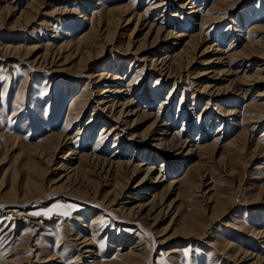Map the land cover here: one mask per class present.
<instances>
[{
	"label": "rangeland",
	"instance_id": "obj_1",
	"mask_svg": "<svg viewBox=\"0 0 264 264\" xmlns=\"http://www.w3.org/2000/svg\"><path fill=\"white\" fill-rule=\"evenodd\" d=\"M87 1L9 0L7 2L15 7V10L7 17L5 0H0V97L2 88H7L5 96L2 100L0 98V264H91V260L87 258L89 255L86 256L81 247L76 245L75 239L79 232L82 236H87L88 239L90 236H94L96 247L91 249L98 253L99 261L104 262L103 264L119 262L118 258L123 257V254L128 257V252L136 251H130V248L135 244L138 245V240H142L139 248H143L141 251L145 253L144 256L148 257V254L153 251L151 252L153 264H253L256 260L248 255L244 261L240 257L233 261L231 257L238 251L241 254L242 252L253 253V256H259L263 260L258 264H264V238H259L253 233L264 232V119L255 129L253 143L250 142L251 149L245 155L233 156L231 159L228 152L223 149L231 139L238 137L240 132L247 127V121H242L244 115H253V117L264 115V106L259 110L248 111L250 105L261 104V100L264 99L259 97L264 95V71L257 73L261 67L264 69V58L255 57L250 63H246L244 68H239L236 64L231 65L233 72L238 70L241 72L237 76L228 75L227 78L220 76L222 80L230 78V81L225 79L224 84H219L221 87H229L222 92L223 97H220L222 98L220 101L203 94L201 99L193 100V102L196 101L194 109L191 104L193 92L197 89L192 83H196L195 86H204L203 83L199 84V80L195 79L201 72H209L207 70L213 69L205 68L203 61L217 58L213 54L206 58L200 57L209 45L212 43L219 45L218 40L224 38L219 48L227 51L228 47L234 43L236 45L234 50L228 51L227 54L241 56L244 51H251L250 41H264V34L261 35L258 33V29L256 30V26H264V0H193L192 3L194 1L197 3L195 6L202 8L195 19H191L187 15L188 10L181 13L177 8L169 7L171 15L168 16L169 20L175 19L172 16L176 11L184 19L182 24L184 27L182 25L181 27L173 26L175 32L186 35L202 32L207 37V42L197 48L198 56H196L195 64L190 67L182 64L181 69L173 65L174 71L182 70V80L171 78L169 82L166 81V78L163 79L156 70L150 68V63L140 62L141 59L147 58L150 52L143 51L135 54L133 50L127 53L133 37L138 38L141 42L150 28L149 25L156 22L155 19L160 18L158 15L161 12L158 10L146 14L149 3L157 0H102L108 7L115 5L130 7L136 17L128 23L129 25L121 22L122 27L126 25L125 29H118L116 36H110L111 39L106 38L94 42L95 45L89 47L94 61L89 64L86 62L81 69L96 71L103 66L101 70L106 71L109 74L108 77H111L119 71L116 68L117 65L113 63L118 64L124 61V71L121 73L125 74L126 84L136 80L138 82L136 84L140 85L137 86V88L139 87L137 93H141V88L146 86V95L153 96L150 111L156 113L160 108V103L165 102L168 95H172L171 101L174 102V109L169 118L172 119L171 122H176L173 130L175 133L181 132L185 125L188 116L186 115L187 110L191 108L192 112H189L195 113L198 117L210 101L208 115L204 116V121L200 123L204 129L208 130V134L204 133L206 136L203 135L202 138H205V144H212L215 138L220 137L217 141L220 145L219 150L214 159L225 154V161H227L224 171L215 169L214 165L208 164L206 174H200L204 176L201 180L194 171L189 170V164L197 163L195 154L199 150L195 146L192 147L191 144L200 141L199 137L202 135L199 130V120H195L198 126L191 131L192 143L189 147V149H194L193 156L188 158L187 162H181L182 157L188 151L186 150L183 156L179 157L181 158L179 162V158L173 162L176 165L180 164V168L178 167L176 173L165 178L171 182L174 177L181 182L165 200L164 206L166 207L173 202L169 211L170 216H163L157 220H154L153 216L145 218L143 215L140 217L145 222L144 228L155 234L156 242L165 241L162 245L158 243L152 245L151 238L132 231L134 224L125 226V223L118 222L123 218L122 210L126 211L130 204L149 200L148 197L132 196L136 195L134 189L144 177V171L131 177L127 176V178L123 174L117 177V181L126 185V189L120 196H116L111 186L103 184V177L99 175L96 177L90 175L91 177L86 178L80 175V180H91L86 188L70 185L66 186L68 189L65 187L66 190L61 191L57 186L63 182L59 183L57 180L60 175H63V172L59 170V165L65 161H60V157H63L67 150L59 151L48 167L44 163L37 165L29 151L33 147L40 146L44 139L53 133L62 132L72 139L79 128H84V132L76 136L77 138H73L76 141L75 150L77 153L70 158L75 159L73 162L75 161L76 164L85 168L86 162L83 158L85 154L99 155L100 153L103 157L110 159L115 153V139L111 138L108 143H103L102 138L106 135H101L104 127L108 129L115 125L105 116L108 112L101 113L98 118V108L95 111V118L93 117L96 120L95 124L92 123L86 127L92 119L94 109H96L95 104L91 105L90 103L86 108L81 122L73 121L68 127L64 126L65 117L69 113L67 107L73 99V94L77 91L80 92L83 87L86 88L85 85L88 82L86 77L74 80L79 87L70 95L64 89V86L71 85L72 74L79 67L80 56L83 57L82 53L75 54L74 49V51L71 50L72 53L70 51L61 54L53 64L49 61L41 66L39 64L32 66L31 63L44 53L47 46L38 47L37 51L30 55H27L25 51L27 47L34 48L41 43L49 44V48L53 50L55 45L59 46L65 41L73 42L74 40L73 44H77V41L82 40L86 31L98 23L96 18L93 19L92 13L94 10L97 12L100 9L98 4L101 2V0ZM81 4L86 6L85 9L80 7ZM22 10L26 11L27 16H19ZM83 15L85 18L87 17L84 18L85 21L80 17ZM131 15L125 18L129 19ZM138 15H145V19L140 20L139 32L135 34L136 37H129L136 26ZM90 17L91 21H89ZM102 21L105 22L106 19L103 18ZM208 21H212V24L205 27V23ZM232 22H235L236 25H233ZM229 27L232 28L228 30L230 31L227 35L228 38H225L222 33L226 32ZM154 37L152 36L151 40ZM188 39L187 36L184 37L183 43ZM5 44H10V47L23 45V48L20 54L15 55L3 51ZM175 49L177 48L170 47V51H175ZM174 51L171 55L178 52ZM227 69V66L223 67L222 65L218 71ZM244 73L257 77V84L245 94L236 91V86L242 81ZM210 76H213V73L209 74L208 78ZM258 77L260 78L258 79ZM232 79H235L234 86H230L233 83ZM22 82L25 85L23 87L25 88L24 95L20 100L22 105L20 110L15 113V119L10 121V116L17 109L14 108V102ZM102 88H105V85L100 89ZM173 90L174 92L171 94ZM49 105H52V108H49ZM182 105L184 106L182 107ZM216 107L217 110H215ZM117 109L120 110L119 107ZM180 109H182L181 113H178ZM223 109L236 110L238 115L232 117L230 123L225 124L224 122L225 125L221 126L223 120L221 111ZM151 123L150 120L144 123L138 122L134 128L130 127L132 122L129 125L122 124L119 126L118 133L122 136L125 145L130 147L132 143L130 138L136 134L139 137L147 136L150 133ZM129 128L133 129L129 130ZM15 143L16 146H14ZM101 144L102 146L104 144V147L107 146L105 152L99 150L102 147ZM231 150L229 149V151ZM126 155V159H131L134 157V151L128 149ZM162 158L156 160L153 157L149 159L150 162L145 161V163L157 162L156 167L160 168L164 163ZM186 177L189 178L190 186L201 181L200 188L197 190V188L190 187V189L189 185L183 183L184 179H187ZM150 180L146 181L147 185L151 182ZM169 181H164L159 189L160 192L168 189ZM56 190L60 192L57 194ZM51 192H55V194L48 197ZM179 193L181 194L180 198L177 197ZM70 194H78L83 200L96 202L104 207L107 205L115 217L112 218L108 215L101 217V223L95 227L96 230L91 232L88 228L91 226L92 219L99 214L96 213L93 206L84 207L81 202L65 197ZM202 194H206L208 198L211 197L209 204L204 203L205 201L200 197ZM131 197H138L139 201H133ZM41 199L43 200L40 202ZM5 204L6 206H3ZM56 205L62 207L55 208ZM48 209H54L50 215H32L34 212H45ZM61 212H68L69 215H61ZM174 215L175 218L171 221ZM86 226L87 229L84 228ZM188 229L192 230L193 234L184 237L182 233L188 232ZM228 244L231 246L229 252L224 250ZM174 248H180L183 252L175 255L177 257L172 259L171 254L168 255V253ZM185 251L188 252L187 255H185ZM53 256L54 259H51ZM124 262L120 264H130L127 261ZM138 263L149 264V261L139 260Z\"/></svg>",
	"mask_w": 264,
	"mask_h": 264
},
{
	"label": "bare ground",
	"instance_id": "obj_2",
	"mask_svg": "<svg viewBox=\"0 0 264 264\" xmlns=\"http://www.w3.org/2000/svg\"><path fill=\"white\" fill-rule=\"evenodd\" d=\"M7 1L9 0H5L6 7L5 6L3 7L7 9V17H9L12 14V12L15 10V7L11 6V4L9 5ZM157 1L149 3V6L147 7V10H146V14L147 12H155L156 10H158L159 12L162 13L158 15L160 16V18L155 19L156 22L149 25L150 28L148 29V32L145 34V37L141 42L138 38L133 37L132 42H130L129 44L130 48L127 47L128 48L127 53L133 50L135 54H138L137 52H143V51L150 52L148 57L145 59H141L140 62H146L148 64L150 63L149 65L150 68L156 70L161 75V77H163V79L166 78L167 82H169L171 78H177L180 81L182 80V77H181L182 70H180L182 68L181 65L186 64L187 67H190L191 65L196 63L195 59H196V56H198L197 48H199V46L207 42V37L202 32H195V33H190L187 35L181 32H175L174 28L181 27V25L184 23L183 22L184 19H182L180 14L178 15L177 13L178 11H180L181 13H184L185 10H188L189 13H187V15L191 17V19H195L196 15L201 12L202 8L199 6H195L196 2L194 1V3H192L193 0H160V1L157 0ZM82 5L83 4H81L80 7H82V9H85L84 7L86 6H82ZM98 5L100 6V9H98L97 12H95L94 10L92 13L93 19L96 18L98 23L96 24L95 27L93 26L91 29L89 28V31H86L87 33H85L83 39L80 41H77V44H73L74 40L73 42L65 41L59 46L55 45L54 47L55 49L52 50V48H49V44L43 45V43H41L40 45H37V47H34V48L27 47L25 51L27 55H30L34 51H37L38 47L47 46L44 49V53L38 56L37 59L31 63L32 66H35L37 64L41 66L46 63H49V61H51V64H53V62H55V59L59 57L61 54L69 53L71 50L74 51V49H75L74 51L75 54L82 53L83 57L80 56L81 58L79 60V65H78L79 67L77 71L74 74H72V81H70L71 85L64 86L65 87L64 89L66 90V93L70 95L71 92L76 91L79 87L77 84H75L74 80L79 79L81 77H86L88 78V82L85 85L86 88L83 87L80 92L77 91L76 93L73 94V97H72L73 99L71 100L70 105L67 107V109L69 110V113L65 117L66 120L64 122V126L68 127L69 125H71L73 121L81 122L80 120L82 119V115L85 113L86 108L90 105V103L91 105L95 104L96 109H94V114L92 116V119H90L86 127H89V125H91L92 123L96 121L94 119L95 118L94 116L96 115L95 111L98 108H99L98 110L99 114L97 115L98 118H100L101 113L108 112L107 114H105V116L108 117V119H110V121L114 123L115 125L114 126L112 125L108 129L104 127L101 132L102 133L101 135L103 134L106 135L102 138L103 143H108V141L111 138L115 139L114 140L115 141L114 143L115 153L110 159L103 157L100 153L99 155L85 154L83 156L86 162L85 168L80 166V164H76L75 161L73 162V160L75 159L74 158L70 159V158L72 156H75V154H77L75 150L76 141L73 138H77L76 136L84 132V128H79L75 133L76 135L72 136V139H69L68 135H65L62 132L55 133V134L53 133L47 138H45L43 143L40 144V146L33 147L29 151L31 152L32 157L35 159L37 165H39L40 163L41 164L44 163L48 167L52 163V160L56 158V155L59 151H62L63 149L67 150L64 156L60 157V161L64 160L65 163L60 164L59 165L60 169L58 168L61 172H63V175H60L57 180V182L59 183L61 181L63 182L57 186L58 189H61V191H64V189L66 190V188L70 185L73 187H78V188L79 187L86 188V186L89 185L91 180H88V181L80 180V175L83 178L84 177L86 178L90 175H93L94 177L99 175L103 177V180H102L104 182L103 184L111 186L116 196L118 195L120 196L121 193L126 189V185H124L123 182L121 181L120 182L117 181V177L120 176V174H123L125 178H127V176L131 177L135 175L136 173L138 174L139 172L144 171L145 173L144 177L141 179L139 183H137L136 188L134 189L136 190L135 191L136 195H132V196L138 195L143 198L148 197L149 200L146 202H140V203L134 202L130 204L128 208H126L127 209L126 211L124 209L122 210L123 218H121V221H118V222H120L121 224L125 223V226L134 224L132 226V228L134 227L132 231L148 236L149 238H151L152 245H154L158 243L156 242V236L155 234H152L151 232H149L148 230L144 228L145 222L143 221V219H140V217L141 216L143 217V215L145 216V218L149 216L151 217L153 216L154 220H157L158 218L159 219L163 218V216H166V217L170 216L169 211L171 210L170 208L173 202L169 203V206L166 207L164 206L165 200L167 199L169 194H171L174 191L175 187H178L181 182L174 177L171 182L165 178L170 177L173 173H176V171L180 168L181 166L180 164L176 165L173 162L177 160V158H179L180 156H183L186 150H188L187 153L182 157V160L181 158H179L178 162L179 160H181V162L182 161L187 162L188 158L193 156L194 149L192 148L189 149L190 144L192 143L191 131L197 128L198 124L200 126L199 127L200 128L199 130L201 131L200 133H202V135L199 137V139L201 140L197 142H193V144H191L192 147L195 146L197 150L199 149L198 150L199 152L198 151L197 153L195 152L196 153L195 155L197 156V163L189 164V168H190L189 170L194 171L195 174L199 176L198 178H200L201 180L204 176L203 175L201 176L200 174L201 173L202 174L204 173V175L206 174L208 164L214 165L215 169H220V170L223 169L224 171L225 166L227 165V161H225V154L218 159L216 158L214 159L217 151L219 150L218 147L220 145H218L217 141H218V138L220 137L215 138L212 144H205L206 143L204 141L205 138H202V136L205 135L204 133H206L208 130L207 128L204 129L203 126L200 125V123L204 121V116L208 115V112H209L208 110H210L208 104H210V101H208L207 106L204 109H202V111L200 112L201 115L198 117H196L197 115L195 113L194 114L191 113L192 112L191 108L187 110L186 115L188 116H187V120L185 121V125L182 127L181 132L175 133L173 130L175 128L174 126L176 125V122L175 123L171 122L172 119L169 118L170 115L172 116L173 109H174V102L171 101L172 95H168L167 100L165 102L160 103V108L156 113L150 111V108H152L151 98L153 96L146 95L147 93V90L145 88L146 86L144 88H141L142 90L141 93H137L138 92L137 89H139V87L137 88V86L139 84H136L138 83L136 80H133L126 84L125 82L126 80L124 77L125 74L121 73L122 71H124L123 69L124 61L118 64H115V62L113 63L114 65H117L116 68L119 71L117 70L118 72L116 73V75H112L111 77H108L109 74H107L106 71L101 70L103 66L101 67V69L99 68L100 70H96V71L88 70V69L87 70L81 69V67H83V65L86 62H88L89 64L94 61L92 59L93 54H91V51H89V47L91 45H95L94 42H97V41L99 42L101 39L103 40L106 38L111 39L112 38L110 37L111 35L116 36L118 29L124 30L125 26L129 25L128 23L136 17V14L132 13L130 7H127L125 5H115L114 7L112 6L108 7L106 6V2L102 0L101 2H99ZM169 7L177 8L178 11H176V13H174L172 16L175 19L169 20L168 16H171L169 12ZM22 15L27 16L26 11L22 10L19 16L21 17ZM130 15L131 17L129 19L125 18ZM80 17L81 19L83 18L84 20L85 15L80 16ZM103 18L106 19L105 22L102 21ZM141 19H145V15L137 16L136 26L132 30V33L129 35V37L135 36V34L139 32L138 25ZM89 21H91V17ZM212 21L206 22L205 27L210 26L212 24ZM121 22L126 23V25L122 27ZM232 23L233 25H236L235 22H232ZM199 24L201 25V23ZM173 26L175 27L173 28ZM182 27L184 26L182 25ZM231 28L232 27L227 28L226 32L222 33V35H224L225 38L226 37L228 38L227 35L230 32L228 30H230ZM257 29H258L259 34L261 35L264 34V26H260V25L256 26V30ZM259 34L257 36V39L259 37ZM152 36H155L153 40H151ZM186 36L189 39L188 41L183 43L182 39ZM223 39L218 40L219 45L218 44L214 45L213 43L212 45H209L205 49L206 51L202 53V55H200V57L206 58V56L213 54L217 58H214L212 60L206 59L203 61L204 62L203 66H205V68L207 69L213 68L211 71L207 70L209 72H205V71L201 72L199 74V77L195 79L196 81L199 80V84L203 83L204 86H199V85L195 86L196 83H192L194 87H197L196 91L193 92V98L191 102V104H193L192 109H194L195 102H196V101L193 102V100L201 99L200 97L203 96V94L209 95V97L212 96V98H216L217 101H220V99H222L220 98V97H223L221 95L222 92L224 90H227L229 87L227 88L226 86L221 87L219 86V84L221 83L224 84L223 81L227 80L226 78L228 75L237 76L241 72L240 70L233 72L231 70L232 69L231 65L236 64L238 65L239 68L240 67L244 68L246 66V63L247 64L250 63V61L253 60L255 57L258 59L264 58V46H263L264 41L256 42L255 40H252L249 42V48L251 49V51L248 52L246 50L241 56H238V55L230 56L227 54L228 51L234 50L233 48L236 45L232 43L228 47L227 51H225L219 48V46L222 44ZM174 42L175 44H172ZM10 46H11L10 44H5V47H3V51L6 53L11 52V53H14L15 55H18L20 54L23 48V45L21 47L20 46L14 47V45L12 47ZM131 46H132V49H131ZM170 47L177 48L175 49V51L177 50L178 52L174 55H171V53H173L174 50L170 51ZM161 50H165V51H161ZM227 55L228 57H226ZM173 65H175L176 67L180 69H176L178 71H174ZM222 65L223 67L227 66L228 69L223 70V71H218L220 66ZM261 68L257 70V73L264 71V69H261ZM211 73H213V76H210L208 78V75ZM220 76H226L225 78L226 80L225 79L222 80V77ZM256 78L257 77L253 75L250 76V75H247V73H244L243 79H241L242 81L239 80L240 83H238L239 85L237 84L236 86V91L237 92L240 91L243 94H245L247 91L251 90L252 87L257 84ZM259 78L260 77H258V79ZM26 79L28 80V78ZM227 81H230V78ZM231 82L233 83L230 86H232L235 83V79H232ZM103 85H105V88L100 89L101 86ZM24 86L25 85L22 82V85L20 87L21 89L17 93V96L15 98L16 100L14 102V108H17V109L10 116L9 118L10 121L15 119L16 117L15 113L19 111L21 108L22 104L20 103V100L22 98V95H24L23 94L25 90V88H23ZM6 91H7V88L3 87L2 95L0 97L1 100L5 96ZM173 92L174 90L171 92V94ZM259 97L264 98V95H261ZM144 104H145V107H143ZM51 106L49 105V108ZM183 106L184 105H182V107ZM263 106H264V99L261 100V104L257 103V104L250 105L248 111L252 112L254 110H259ZM118 107L120 108V110L117 109ZM181 110L182 109H180L178 113H181ZM215 110H217V107L215 108ZM221 112L223 113V115L221 116V118L223 119L221 122V126L225 125L227 122L230 123L232 120V117H237L238 115L236 110L223 109ZM263 119H264V115L261 116V114L258 115L257 117L256 116L253 117V115H246V116L244 115V117H242L243 122L247 121L246 122L248 124L247 127L245 128L244 131L240 132L238 137L231 139V141H229L226 144V146L223 147L224 151L228 152L227 154L230 155V158L233 156H238L242 154L245 155L251 149L250 142L253 141V138H254L253 133L255 132V129L258 127V124H261L263 122ZM149 120L152 121L151 127L149 129L150 133L147 136H141V137L137 136V134L133 135L130 138V141H132L131 146L129 147L125 145V143L122 141V136L120 135V133H118L119 128H120L119 126L122 124L129 125V123L131 124L132 122L130 127L134 128V125L136 123L138 122L144 123ZM195 120L197 121L199 120L198 124L195 122ZM10 124L12 123L10 122ZM133 128H129V130ZM221 128L223 129V127ZM12 140L13 139H11V141ZM16 141H18V139H16ZM16 143L14 146H16ZM256 145L258 146L259 144H256ZM104 146L105 145L103 144V146L100 147L99 150L102 152H105L107 146L106 147ZM128 149H131L134 151V157H133L134 159L133 158L126 159L127 158L126 153ZM229 149H232V150L229 151ZM153 157H155L156 160L157 158L163 157L162 159H164L163 161L165 164L163 163V165H161V167L158 168L156 167L157 162H152V164L145 163V161L150 162L149 159H152ZM149 180L151 182L147 185L146 181L149 182ZM188 180L189 178L184 179L183 183L184 184L186 183L187 186L189 185V188L190 187L197 188V190L198 188H200L201 181L197 182L196 184L194 183L193 186H190L191 184H189L190 182H188ZM164 181L165 182L169 181L168 189L166 191L160 192L159 189L164 183ZM59 192L60 191H57V194ZM52 194H55V192L49 193L48 197H50ZM177 195H178L177 197L180 198L181 194L179 193ZM65 197L81 202L84 207L93 206L95 208L96 213H98L99 215L95 216L92 219L90 228H88L87 226L84 227L86 229L88 228V230L90 229L91 232L96 230L95 227H97V225L101 223L100 221L101 217L105 215H108L112 218L115 217L114 213H112L113 211L107 205L104 207L103 205L97 204L96 202L94 203L92 201L83 200L82 198L78 196V194L77 195L70 194L67 196L65 195ZM200 197H202V200L205 201L204 203L206 205L209 204L211 201V197L208 198L206 194H202L200 195ZM131 199L133 201H137L138 197L137 198L131 197ZM42 200L43 199L39 201L41 202ZM3 206H6V204ZM174 218H175V215L174 217H172L171 221H173ZM253 233L259 236V238L260 237L264 238L263 237L264 232H253ZM182 234L184 235V237L186 235H188L189 237V235L191 236L193 232L192 230L188 229V232L182 233ZM93 237L94 236L92 237L90 236V238L88 239L87 236L85 235L82 236L81 233L79 232L77 233V238L75 239L77 243L76 245L78 247H81V250L84 251L83 253H85L86 256L89 255L87 258L91 260V264H103L104 262L102 263L101 261H99L100 259L98 257V253H96V251L91 249L94 246L96 247V245H94ZM141 243H142V240H138V243H137L138 245L135 244L132 246V248H130V251L132 250H136V251L128 252L129 253L128 257L123 254V257L118 258L119 262H116L113 264H120L121 262H124V261H127L130 264H137L139 260H142L143 262L144 260L145 261L148 260L149 264H153V261L151 259V252L153 251H151L148 254L149 255L148 257L144 256L145 253L141 251L143 248H139L141 246L139 244ZM164 243L165 241L161 243L159 242L158 244L162 245ZM229 247H231L229 244L226 245V248L224 250L229 252L231 250V248ZM182 252L183 250H181L180 248H174L169 251L168 255L171 254L172 259H175V257H177L175 255L181 254ZM248 255H250L252 258H256L253 264H258L260 261H263L261 257L256 256V255L253 256V253L242 252L241 254L239 251L237 253H234L231 258L234 261V260H238L240 257V259L244 261V259H247L246 256ZM116 256H119V255H116ZM51 259H54V256Z\"/></svg>",
	"mask_w": 264,
	"mask_h": 264
},
{
	"label": "snow or ice",
	"instance_id": "obj_3",
	"mask_svg": "<svg viewBox=\"0 0 264 264\" xmlns=\"http://www.w3.org/2000/svg\"><path fill=\"white\" fill-rule=\"evenodd\" d=\"M55 208H60V207H62L61 205H56V206H54ZM54 209H48V210H46L45 212H34V213H32V215L33 216H40V215H50L51 214V212L53 211ZM61 215H69V213L68 212H61L60 213ZM188 254V252L187 251H185V255H187Z\"/></svg>",
	"mask_w": 264,
	"mask_h": 264
}]
</instances>
